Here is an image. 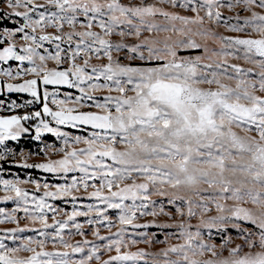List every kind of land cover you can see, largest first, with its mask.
I'll use <instances>...</instances> for the list:
<instances>
[{
  "label": "snow or ice",
  "instance_id": "1",
  "mask_svg": "<svg viewBox=\"0 0 264 264\" xmlns=\"http://www.w3.org/2000/svg\"><path fill=\"white\" fill-rule=\"evenodd\" d=\"M0 192V264H264V0H0Z\"/></svg>",
  "mask_w": 264,
  "mask_h": 264
},
{
  "label": "rangeland",
  "instance_id": "2",
  "mask_svg": "<svg viewBox=\"0 0 264 264\" xmlns=\"http://www.w3.org/2000/svg\"><path fill=\"white\" fill-rule=\"evenodd\" d=\"M9 26H12L10 23H9ZM46 136L50 135V134H45ZM15 143V142H13ZM21 145L26 149V150H31L33 152H36L39 150V142L38 141H31V140H21L20 141ZM52 158H56V157H52ZM45 159H47V157H44L43 155H33L29 158V163H33V162H42L44 161ZM11 168V173L13 175H9L7 173L4 174V178H15L14 174H19V176L21 178H26V176L30 173L32 176L36 177V178H40L41 179V182H43L44 178L45 177H48L49 181L50 182H56L55 179L53 177H51V174H48V173H45L43 172L42 170L40 169H28V170H25V169H20V168H17L16 166L12 165V166H9ZM26 187L28 188H32L33 186L32 185H27ZM0 195H3L2 192H0ZM9 207L11 208L13 205L11 202H8L7 205L3 204V203H0V207ZM69 211L71 210V206L68 205L67 206ZM14 227L15 225H0V228L2 227ZM81 239V237L79 236H76L73 238V240H79ZM165 245L163 244H158L156 245V248H160V247H164ZM139 247H146V245H139ZM135 250V249H133Z\"/></svg>",
  "mask_w": 264,
  "mask_h": 264
}]
</instances>
